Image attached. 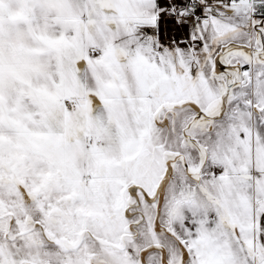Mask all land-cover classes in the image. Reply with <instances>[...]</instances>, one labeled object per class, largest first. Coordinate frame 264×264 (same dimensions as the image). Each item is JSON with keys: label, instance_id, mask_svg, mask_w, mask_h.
Wrapping results in <instances>:
<instances>
[{"label": "snow or ice", "instance_id": "1", "mask_svg": "<svg viewBox=\"0 0 264 264\" xmlns=\"http://www.w3.org/2000/svg\"><path fill=\"white\" fill-rule=\"evenodd\" d=\"M0 264H264V0H0Z\"/></svg>", "mask_w": 264, "mask_h": 264}]
</instances>
